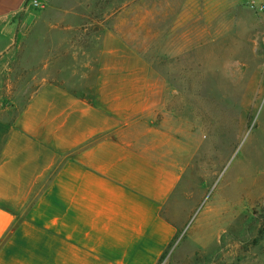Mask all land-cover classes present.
<instances>
[{"label":"rangeland","instance_id":"1","mask_svg":"<svg viewBox=\"0 0 264 264\" xmlns=\"http://www.w3.org/2000/svg\"><path fill=\"white\" fill-rule=\"evenodd\" d=\"M29 4L16 19L24 39L0 57V122L46 83L90 100L114 31L155 70L198 148L164 211L180 232L162 264H264V0Z\"/></svg>","mask_w":264,"mask_h":264},{"label":"crops","instance_id":"2","mask_svg":"<svg viewBox=\"0 0 264 264\" xmlns=\"http://www.w3.org/2000/svg\"><path fill=\"white\" fill-rule=\"evenodd\" d=\"M29 1L0 0V57L24 39ZM95 76L90 100L46 83L0 122V264H162L178 237L164 211L194 139L114 31Z\"/></svg>","mask_w":264,"mask_h":264},{"label":"built area","instance_id":"3","mask_svg":"<svg viewBox=\"0 0 264 264\" xmlns=\"http://www.w3.org/2000/svg\"><path fill=\"white\" fill-rule=\"evenodd\" d=\"M34 6H35V7H38L39 5L37 4V2H34Z\"/></svg>","mask_w":264,"mask_h":264},{"label":"trees","instance_id":"4","mask_svg":"<svg viewBox=\"0 0 264 264\" xmlns=\"http://www.w3.org/2000/svg\"><path fill=\"white\" fill-rule=\"evenodd\" d=\"M75 93V92H74ZM75 94H77V93H75ZM83 98V97H82Z\"/></svg>","mask_w":264,"mask_h":264}]
</instances>
